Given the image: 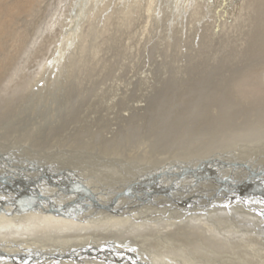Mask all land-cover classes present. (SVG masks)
I'll return each mask as SVG.
<instances>
[{
    "label": "bare ground",
    "instance_id": "6f19581e",
    "mask_svg": "<svg viewBox=\"0 0 264 264\" xmlns=\"http://www.w3.org/2000/svg\"><path fill=\"white\" fill-rule=\"evenodd\" d=\"M59 1L58 7L51 4L52 18L46 16L49 17V22L47 19L44 29L33 39L31 47L25 42V33L15 34L13 45L26 51L25 58L17 63L13 73L6 79L2 76L8 65L6 60L9 59V54L0 60V85L3 84L0 98L14 96L15 93L9 91L12 88L9 86L15 82L16 76L19 80L23 79L21 94L18 95L19 100L22 98L25 101L21 107L29 121L28 125L37 123L40 119V125L34 127H48L52 119L56 116L58 118L57 97H60L63 106L60 120L65 123L64 126H70L69 132L56 131L58 124L55 120V126L48 127L50 131L45 136L42 134L43 140L38 144L30 142L17 145L19 147L14 149L15 147L6 143L8 145L5 148L0 147V196L3 197V202L0 200V215L4 214V217L0 216V228H8V225L21 218L30 219V224L24 228L32 227L29 231H24L22 227L16 231L19 225L15 224L16 228L2 229L0 249L15 257H27V260L31 259L28 257L42 254L47 257L43 264H264V69L260 71L261 68L256 67L250 71L222 75L227 77L224 80L232 79L226 88L230 86L231 95L233 93L237 99V108L233 106L234 108L224 110L220 103L217 109V103L220 102L217 90L213 93L214 97L210 96L203 106L194 100L196 96L193 94V97H181L176 93L178 90L180 94L184 91L181 89L182 84L177 82V90L170 92L176 95L174 102L170 103L172 107L168 109L164 106L150 116H144V112L139 114V111L153 100L152 95L160 89L161 78L149 80L151 75L137 67L139 61H133L134 66L128 64L131 54L122 49L123 45L120 52L116 49L113 52L116 58L119 56L118 59L111 63L107 60V63H102V67L84 69L83 62L77 64L72 60L69 68L57 72L60 69V59H63L61 47L65 39L66 45L76 43L78 53H74V61L80 59L81 51L87 45L86 40H93L89 48H93L95 55L91 60H96L101 65L99 52H105L106 44L113 38L115 46L121 44L123 33L120 34L118 24L128 22L132 7L140 8L144 14L142 22L148 25L154 19L160 22L161 18V22L166 23L172 12L175 15L172 20L170 18L168 26L179 23L183 18L187 24L193 25L198 22L193 21V17L202 14V11L194 14L197 7L202 1L208 7L212 0H175V5L167 0H151L149 7L146 6L147 0H87L85 7L93 3L95 10H92V14L87 10L89 14L85 10L83 13L88 20L97 15V21L91 23L89 20L85 23L86 18L79 15L78 18L82 20L78 30L73 29L74 19L78 21L74 16L82 0ZM236 1L232 11L236 15L237 11L240 13L243 7L251 4L248 0ZM4 2L8 0H0V5L9 18L26 6L29 7L27 0ZM48 4L50 6V3L46 5ZM152 16L155 18H151ZM258 23L261 24L259 21ZM144 27L139 31V36L144 35ZM7 28L6 23L0 24V36ZM74 30L77 42L74 41ZM25 46L27 47L24 49ZM134 58L136 57L132 56L133 60ZM124 67H128L129 71L122 81L120 77ZM60 73L64 75L66 84L57 81ZM164 73L166 72H162ZM178 78L184 79L186 76L179 74ZM148 81L152 82L151 85L141 88ZM164 89V94H168L169 89ZM130 92L133 96L128 100L126 97H129ZM125 98L127 101L120 103ZM165 100L167 102L168 98ZM76 107L81 111V125L78 122L80 118H76L75 113L68 119L70 111L76 110ZM197 110L199 121L192 118ZM52 115L55 116L51 118ZM54 133L57 141L49 140ZM206 133L211 136L204 140ZM134 136L139 137L138 141L133 140ZM227 136L236 145L240 142L244 149L225 151L230 147L225 143L227 146L216 144L212 147V144L226 140ZM241 136H258L259 140L251 141L250 138L243 141L240 140ZM182 138L186 144L183 149H178L180 152L177 154L170 153L175 147L160 148L171 141L177 144ZM1 142L0 146L3 145ZM154 146H157L156 151L160 148L164 152L155 153L159 156L156 160L154 157V162H149L151 166L144 167V171L137 170L136 167L143 164L145 157L149 158L152 154ZM140 154L144 156V160L136 162ZM14 157L17 158L13 160ZM198 157L205 159L198 160ZM60 160L75 163L70 168L54 166L53 169V166H49ZM100 169H132L135 173L109 177ZM122 193L126 194L121 195ZM248 200L255 203L250 204ZM48 205L65 213L53 214L48 211ZM223 207H235L240 214L248 215L247 220L242 218L243 215L240 216L246 226L238 227L236 220H229L230 227L225 226L227 230L223 229V217L213 214L207 218L215 219L216 223L212 222L215 226L208 227L204 217L211 211L221 212L219 208ZM12 212L14 215L9 218ZM129 214L135 216L129 217ZM187 219L190 223H186L191 229L187 228L189 230L184 232L180 222ZM57 230L63 233L57 234ZM47 231L50 234L44 233ZM64 239L66 245L62 249L50 246ZM62 245L59 244L60 247ZM3 261L0 259V264H4ZM31 261L32 264H38L35 260Z\"/></svg>",
    "mask_w": 264,
    "mask_h": 264
},
{
    "label": "rangeland",
    "instance_id": "374dc122",
    "mask_svg": "<svg viewBox=\"0 0 264 264\" xmlns=\"http://www.w3.org/2000/svg\"><path fill=\"white\" fill-rule=\"evenodd\" d=\"M10 1L13 2V0H8V2H10ZM17 1H19V0H17ZM27 1H29L28 4H29L30 8L26 6L27 9L24 8L22 11L14 14V17H12V18H9L7 16L6 10H4L3 6L0 5L1 6L0 7V14H1L0 15V24L6 23L7 27H8L6 29V32L1 34L2 36H0V41H1L0 42V60L2 58H4V56H6V55L8 56V54L10 56L9 59L6 58L7 59L6 61H8V65L6 66V68L3 71L4 72V75L2 76L3 79L4 78L6 79L7 76L11 75V73H13L15 67L17 66V63H21L22 59L25 58L24 54L26 51L24 50L25 51L24 52L20 48H18V47L16 48L13 45V42H14L13 38L15 37V34H17V32L18 33L19 32L25 33V42L27 41V45L29 44L31 47V45H32L31 43H32L33 39H35V37L39 35L38 33H40L41 29L42 30L44 29L47 21L49 22V19H48L49 17L46 18V16H50V19L52 18V14H51L52 8H53L52 5L54 7H58V5L61 2L59 0L58 1L57 0H54V1L51 0L52 2H48V0H27ZM64 1H66V0H64ZM235 1L236 0H218V1L212 0V4L209 5L208 7L205 6L204 1H202L201 2L202 4L200 5V3H199L200 6L197 7L196 12L194 13V14H196L197 12L202 11V14L200 13V14H198V16L193 17V21H198V22H195V24H193V25L190 23L187 24L186 23L187 21L185 22V18H183L181 21H179V23H174L172 26H170V25L168 26L167 25L168 22H170L172 20V18L174 17L173 15H175L173 12H172V16L170 15L171 20L169 18V21L167 20L166 23L161 22V21H163L162 18H161V21H160L161 23H160L158 20L154 19L155 18L154 16H152L151 18H153L154 20L151 19L152 21H150V24L148 25V23H145L144 21L142 22V20H144L142 17V16H144V14L141 13L140 8L138 6L132 7L131 11L129 12L131 14V17L129 18L128 22L126 24L119 22V24H118V27L120 25L119 29H121L120 34L123 33V35L121 36V38H122L121 44L115 46L114 38H113L112 40L108 41V43L106 44L107 47L105 48V52H103V53L99 52L102 54V55L101 54L99 55V57L101 58V61H102L101 65L98 64L99 62H97L96 60L95 61L91 60L93 55H95L93 48L92 49L89 48L92 46L91 44H92L93 40H91V39L86 40L87 45H84L85 50L81 51L80 59L77 58L74 61V58H73L74 53L75 52L78 53V48L76 47V43H72V44L69 43L68 45H66V43H65L66 39H65L63 41L62 47H61L63 59H60V69L57 72H62L63 69L69 68V62L71 63L72 60H73V63L77 62V64L78 63L81 64L83 62L82 66L84 69H86V68L95 69L97 67H102V65H103L102 63H105L107 60L109 63H111V61L118 59L119 56L116 58V56L113 54V52L115 51V49H116V51L120 52L121 46L123 45L122 49L125 51H129L131 54V55L130 54L127 55V57H129V55H130L129 60H127V63L129 62L128 64L134 66V63H132V62L134 61L136 63L137 61H139L140 64L138 63L137 67H139L140 69H144L145 73L151 75L149 80L153 79L156 81V79H159V78H161V80H162V81L160 80V83H161V85H159L160 89L157 92L155 91L156 93L152 95L153 100L146 103V105L144 106L145 108L143 110L139 111V114H141L140 112H144V113H142V114H144V116H150L154 111H156L157 109L158 110L162 109V108H164V106H166V108L168 107V109H169V107L171 108L172 106L170 105V103L174 102L176 95H172V94H170V92L177 90V87H176L177 82L182 84L181 89H183V91H184V92H181V94L179 93V90L177 91L178 93H176V94L181 95V97H188V96L193 97V95H194V96H196V98H194V100H196L197 103H199L200 105L202 103V106H203L205 104V102H207V100L210 96L214 97L213 93L217 90V95H218L217 97L220 100V102L217 103V109H219L220 103H221V105H223L224 110L230 109V107H233V106H235L237 108L238 104L235 103V100H237V99H235V97L233 96L234 95L233 93L231 95L230 86H228V89L226 88L227 83H229L232 79L224 80L227 77L222 76V75H225L228 73L237 74L238 72L241 73L243 71H250L256 67H260L261 68L260 71H263L264 65H261V63L264 62V24H263L264 23V19H263V17H264V6H263L264 0H248L251 3L250 6L243 7L242 10L240 11V13L237 11V15L235 12H232L234 10V8H233L234 5L237 4V1L236 2ZM239 1H241V0H239ZM8 2H4V4H6ZM86 2H87V0L81 1L80 6L78 7L76 14L74 16V18L77 17V19H78V21L74 19L73 29L75 28V30H78L79 22L82 20V18L85 19L86 14L91 13L92 10L94 9L93 3H90L88 5L89 7H87V6L85 7ZM167 2H170V4H172V5H175L174 4L175 0L174 1L173 0H167ZM217 2H218V4H217ZM233 2H235V3H233ZM47 3H50V6H49V4L46 5ZM150 3H151V0H147L146 6L149 7ZM216 4L218 6H216ZM67 5H68V2H67ZM224 7H225V9H224ZM84 10L89 11V13L87 11L85 12L86 14L83 13ZM56 11H57V9H56ZM125 11H126V9H125ZM21 12H22V14H20ZM81 12L83 13V15ZM129 13H128V15H130ZM46 14H48V15H46ZM121 14H123V13H121ZM79 15H81V17H82L81 20L78 18ZM139 15L141 16V18ZM162 15H164V14H162ZM196 18H197V20H195ZM202 19H203V21H202ZM12 20H13V22H12ZM89 20H91L90 21L91 23L92 22L95 23L97 21V15L94 17H91V19H89ZM89 20L87 17L85 23H87ZM138 20H140V22ZM155 20H156V22H154ZM258 21L261 24H259ZM98 22L100 23V20H98ZM175 22H177V20H175ZM139 23H140V25H139ZM127 24H129V25H127ZM146 24H147V26H146ZM42 25H43V27H42ZM137 25L139 28L137 27ZM196 25H197V27H196ZM143 27L146 28L144 35L139 36ZM152 27L154 28V30ZM75 30L73 31V34L75 35L74 41L77 42L76 41L77 36L75 34ZM134 33H136V34H134ZM30 34H31V36H30ZM131 34H132V36H131ZM78 35H80V33H78ZM117 35H119V31L117 32ZM29 36H30V38H29ZM121 38H119V39H121ZM138 38L140 40H138ZM25 42L22 44V47L24 46ZM26 47L27 46H25L24 49ZM71 49H74V50L71 51ZM121 52L123 53V51H121ZM104 53L106 54L105 56H104ZM71 55H72V57H71ZM107 55H108V57H106ZM132 56L136 57V58H134L136 61L132 59ZM84 57H86V58H84ZM104 59H106V60H104ZM117 65H122V63H117ZM112 66L113 65H111V67ZM37 67H38V65L36 67H34V70ZM111 67H110V69H111ZM149 67L151 70L149 69ZM116 68H117V66H116ZM221 69H223V71H221ZM161 70H163V71H161ZM128 71H129L128 67H126V68L124 67L122 77H120V78L122 79L124 76L128 75ZM162 72H166V73L162 74ZM212 72H213V74H212ZM220 72H221V74H220ZM223 72H224V74H222ZM165 74H167V75H165ZM168 74H169V76H168ZM179 74L185 75L186 78H184V79L178 78ZM94 75H95V71H93V76ZM195 76H196V78H195ZM94 78L95 77H93V79ZM56 79H57V81H59V83L66 84V80L64 79L63 74L60 73V76H58ZM129 80H127V81L129 82ZM14 81L15 82L11 86H9V88L12 87L11 89H9V91L11 93H15V95L14 96L10 95V96H7L6 98H0V127H2V128H0V133H1L0 134V142L2 141L1 143H3V145L0 147L5 148V145H8L6 143H9L8 146L15 147L14 149L19 147L17 145L27 144L30 142L34 143V144H38L39 141L43 140V137L47 134V131L48 132L50 131V130H48V127L50 128L52 125L55 126V124H54L55 120L57 121V124H58L57 128H55L56 131L57 130L58 131L62 130L64 132L70 131V129H68L70 126H64L65 123H62L60 120L62 117H59V115H61L62 110H63L62 103L60 102V97H57V99H58V104H57L58 118L56 119V117H57L56 116L54 119H52V121H51L52 123L48 127L46 125L34 127L35 125H40V119H38L39 121H37V123H31L28 125L29 121H28V119H26L27 117H26V115H24L25 113L24 114L22 113V107H21L22 106L21 104H23L25 101H24V99L21 98L20 99L22 101L21 102L19 100L20 95H18V94H21V88H22L21 83H23V79L19 80L18 76H16V78H14ZM122 81H123V79H122ZM151 83L152 82L148 81L147 83L142 84L141 88L148 87L151 85ZM2 86H3V84L0 85V88ZM164 88L169 89L168 94H166V93L164 94V92L162 90ZM200 88H203L202 89L203 91ZM212 88H213V90H212ZM167 89H164V90H167ZM199 89L201 92L199 91ZM205 89H207V90H205ZM221 89H222V92H221ZM229 89H230V91H229ZM224 90L227 91L228 93L227 92L224 93ZM207 91H208L209 95L206 94ZM190 93H191V96H190ZM129 94H130L129 97H126L128 100H129V98H131L133 96V93L130 92ZM203 95L206 97H204ZM229 95H231V96H229ZM223 96H225L226 98H223ZM165 97L168 98L167 102H165L166 101ZM220 97H222V98L220 99ZM230 97H233V98H230ZM126 98L124 100H122V102H120V103H122V104H123V102L125 103V101H127ZM6 101L10 102V104H8ZM190 102L192 103L194 101H190ZM224 102H225V104H223ZM77 107H76V110L70 111L68 119L70 118V115L72 113L73 114L75 113L76 118H80V120H78V122H80L79 124L81 125L83 123V121H82L83 119H82V117H80L81 111H80V109H77ZM212 108H213L212 110H215V107H212ZM12 110H13V113H12ZM235 110H238V109H235ZM14 114H15V116H11ZM195 114L196 115H192L193 120L199 121V111L197 110L195 112ZM20 115H22L23 118ZM54 116L52 115L51 118ZM10 117H11V119H10ZM13 117L16 119H14ZM205 117H206V115H205ZM13 119H14V121H12ZM17 120H18V123H16ZM25 120H27V121H25ZM190 120H192V119H190ZM202 120H204V119H202ZM14 123H15V125H14ZM10 124L14 125V127H12V125H10ZM21 124H23V125H21ZM17 125H19V128ZM11 127H12V129H11ZM3 128H4V130H3ZM24 128H26V129H24ZM226 128H228V127H226ZM78 131L79 130H75V132H78ZM35 133H36V136H35ZM73 133H74V131H73ZM211 133L212 132L210 131V134ZM4 134H6V135H4ZM56 134H57V132H56ZM56 134L55 133L52 134L50 136L49 140H54V141L56 140L57 141V138H56L57 135ZM210 136L211 135H208L206 133L203 136V138H204V140H206L207 137H210ZM221 137H224V136H221ZM257 137L251 136L250 137L251 141H254L256 139L259 140V138H257ZM14 138H16V139H14ZM227 138L229 139V137L227 136L226 140L223 139L222 142H219L220 144L219 143L212 144V147H214L216 144L220 145V146H222V145L227 146V145H224V143H225V144H228L230 146L225 151H227V150L232 151V150H235L236 148H237V150L238 149H244L240 145V142H239V145H236V144H234L235 143L234 140L230 141L231 139H229V141H228ZM250 138H247L245 136H243V137L241 136L240 140L248 141V139H250ZM138 139H139V137H137V136L136 137L134 136V138H133L134 141H138ZM236 139H238V138H236ZM181 140L183 142L181 141V142L176 144V143H174V141H171L165 147L162 146L160 148L161 149H167V148L171 149V147L172 148L175 147L174 150H171V152L170 151L169 152L173 153V154H177L180 152V150L178 151V149H180L181 147L183 149V147H185L184 145L186 144L185 141L183 140V138ZM20 141H22V142H20ZM235 146H237V147H235ZM11 147H7V148H11ZM160 148L158 151H156L157 146H154L153 149L151 150L152 154L149 156V158L147 157L148 159L145 157V160L143 159L144 156L142 154H140L138 157L139 159L137 158L136 162L143 161V160H144V162H143V164L141 163L142 165L137 166L136 169L144 171V169H145L144 167L151 166L150 164H152V162H154V157L156 160V158L159 156V155H156L155 153L164 152V150L160 151L161 150ZM222 151H224V150H222ZM115 155L118 157H121L119 154H115ZM125 155L127 156V153ZM130 155H133V153H131ZM123 157H124V159H128V157H125V156H123ZM204 157H198L196 159L199 160L200 158H204ZM16 158L17 157H14L12 159L14 160ZM18 158L22 159L24 157H18ZM149 162H151V163L149 164ZM72 163L69 161L60 160L59 163L50 164L49 166L50 167L53 166V167H51L53 169H55V167H60V166L61 167L65 166L67 168H70V167L74 166L75 162H72ZM145 163H147L148 165ZM100 170H102V172H104L105 176H109V177H112V175L118 177V176H122V175L125 176V174H129V173H133V174L135 173V172H133L132 169L131 170L126 169L124 171L106 170V169H104V170L100 169ZM119 174H121V175H119ZM67 182L69 183V181H67ZM249 199L251 200V198H249ZM0 200L3 202V197L0 196ZM248 202H250V204L255 203V202H252L249 200H248ZM223 208L222 209L219 208V210H221V212L218 210H215V213L211 211V213L207 214L206 217H204V221L208 227L215 226L214 225L216 223L215 219L212 220V218H210L211 219L210 220L209 218H207L208 216H212L213 214L214 215L219 214L220 217H223V221H221L222 224L224 223V226H222L223 229L230 227L231 223L229 220H231L232 222L236 220L235 223L238 225V227L242 228V227L246 226L244 224V222H242L243 219H241L240 216L243 215L242 218H245L247 220V218H249L248 215L246 216V214H243V213L240 214L239 211L237 209H235V207H231V209L230 208L228 209V207H223ZM230 210H232V211L229 212ZM230 213H232L231 216L229 215ZM3 215L4 214H1L0 216H3ZM175 216H178V215H175ZM232 216H233V218H232ZM225 218H228V220ZM29 220H30L29 218H21L20 220L12 222L11 225H8L9 226L8 228H5L7 226L1 227L0 231L2 229L9 230L10 227H14L15 224L19 225L18 228L14 227V228H16L15 229L16 231L20 230V227H22V229H23L25 225L28 226V224H30ZM225 220H226V222H225ZM238 220H240V222H237ZM248 221H251V220H248ZM5 222H7V221H5ZM186 222L190 223L188 219L180 222V225L182 224V226H183L184 232H186V230L191 229V228H189V226ZM0 223H1V221H0ZM225 226H226V228H225ZM25 228H24V231H29V229H32L31 226L28 227L29 229H27V228L25 229ZM187 228H189V229H187ZM58 231H59V233H57ZM44 233L50 234L49 231L44 232ZM56 233L62 234L63 232L61 230H57ZM76 240H77V238H76ZM64 242H66L65 239L60 241V242L58 241L56 243H53L50 246L51 247L54 246L53 248H55L57 250H58V247L62 249L64 247V245H66V243H64ZM59 244H63V245L60 247ZM114 263H116V262H114Z\"/></svg>",
    "mask_w": 264,
    "mask_h": 264
},
{
    "label": "water",
    "instance_id": "95a60500",
    "mask_svg": "<svg viewBox=\"0 0 264 264\" xmlns=\"http://www.w3.org/2000/svg\"><path fill=\"white\" fill-rule=\"evenodd\" d=\"M191 170H193V169H191ZM155 181H156V178H155ZM147 184V183H146ZM123 192H125V191H123ZM163 192L165 193V190H163ZM124 194H126V193H122L121 195H124ZM93 198H94V196H92ZM43 199V198H42ZM98 206V205H97ZM48 207H49V212H51V213H53V214H64L65 212L64 211H60L59 209H55V208H53V207H51L50 205H48ZM163 207V206H162ZM111 208V207H110ZM105 209H106V207H105ZM7 215V214H6ZM10 216H8L9 218L10 217H13V215H14V212H12L11 214H9ZM16 215H19V214H17V212H16ZM130 216H135V215H133V214H129V217ZM4 217V216H3ZM21 258V259H20ZM28 258H31L30 260H27V257H19V256H14V255H10V254H6L4 251H2L1 249H0V259H3L4 261V264H7V263H10V264H32L33 263V261H31V260H35V261H37V263L38 264H43L44 263V260L47 258V257H45L44 255H40V256H35V257H28ZM26 261V262H25Z\"/></svg>",
    "mask_w": 264,
    "mask_h": 264
}]
</instances>
